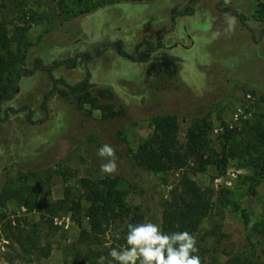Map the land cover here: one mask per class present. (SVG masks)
I'll use <instances>...</instances> for the list:
<instances>
[{
	"label": "rangeland",
	"instance_id": "1",
	"mask_svg": "<svg viewBox=\"0 0 264 264\" xmlns=\"http://www.w3.org/2000/svg\"><path fill=\"white\" fill-rule=\"evenodd\" d=\"M3 2L12 35L26 27L30 46L18 93L0 101V264H8V257L12 264H74L77 247L84 251L78 264H97L98 254L107 257L126 244L129 223L162 228L181 173H154L135 156L168 117L178 120L180 144L202 132L210 154L228 157L223 171L215 165L187 169L200 187L214 191L213 212L195 235L202 264L264 261V177L252 164L264 136V0H230L227 12L220 0H128L76 17L68 14L72 0ZM187 7L193 15L174 16ZM226 16L237 21L230 33ZM144 39L163 45L145 64L118 56L112 46L121 42L133 54ZM85 54L96 57L87 63L80 58L75 68L60 67L53 75L76 85L89 72L86 97L61 85L54 89L43 71L29 74L37 59L49 66ZM167 57L178 60L174 67L161 65ZM105 143L116 150L114 175L100 171L106 160L97 150ZM103 182L123 195L130 213L112 220L102 244L78 246L80 229L90 228L87 186L102 188ZM30 199L66 200L68 209L45 224L41 214H28ZM32 224L40 226L38 246L43 254L51 251L47 258L24 253L14 241Z\"/></svg>",
	"mask_w": 264,
	"mask_h": 264
},
{
	"label": "trees",
	"instance_id": "2",
	"mask_svg": "<svg viewBox=\"0 0 264 264\" xmlns=\"http://www.w3.org/2000/svg\"><path fill=\"white\" fill-rule=\"evenodd\" d=\"M121 1L128 0H99L98 4H93V6L90 4L91 0H72L71 3L74 8L69 9L68 14L71 17H76L78 14H87L96 7ZM3 3V0H0V101H8L18 93L19 89L15 84L17 78L21 76V69L26 61L30 40L24 36L27 31L26 27H17L14 36L12 35L10 14ZM219 5L223 6L225 12L229 11L227 5L224 4V0H220ZM193 13V8L187 7L179 14L175 13L174 16H191ZM238 17L241 20L244 19L243 16L238 15ZM112 46L118 56L140 64L150 62L152 54L163 47L162 44H155L148 39H144L136 47L133 54L126 52L121 42ZM93 57L94 55L90 54L78 55L76 58L67 61H57L49 66L44 65L41 60L37 59L34 70L30 71L29 74H33L38 70L43 71L48 74L54 83V89L61 85L74 96L86 97L92 88L90 83L91 74L89 72L86 78L76 85H70L62 79H56L53 72L60 67L75 68L78 64V59L82 58V61L87 63ZM177 62L176 58L167 57L161 62V65L169 69L174 67ZM153 68L157 69V66L154 65ZM82 103H84L83 100ZM46 108L45 102L44 109ZM178 130L179 125L176 117L161 119L158 123L157 132L140 147L135 160L138 165L154 173H181L178 184L171 191V200L165 205L162 230L166 233L188 231L193 235H197L202 230L204 220L213 212L214 191L200 187L190 178L187 169L192 164L201 166L215 165L218 171H223L228 165V157L210 154L208 141L202 132L189 134L188 141L185 144H180ZM259 151L260 154L252 160V164L264 177V136L262 147ZM102 185V188L99 186H87L88 193L85 196V201L89 204L87 217L90 228L80 229L78 246L102 244V239L106 236V229L112 220L117 217L121 218L125 213H130V210L125 211L126 206L123 204V195L108 182H103ZM104 190L107 191L105 192ZM81 208V202L77 203L76 210L78 214H80ZM117 208L120 209L119 215L115 214ZM26 209L28 214H41L44 223L48 224L53 223L56 218L60 217L61 213L68 209V202L59 200L53 204H46L45 201L39 202L37 199H30L26 203ZM30 230V232L22 230V233L14 234L16 244L21 247L24 253L28 254L33 251L40 253L46 258L49 257L51 251L43 254V250L38 246L40 226L32 224L30 225ZM8 239L13 241L11 238ZM76 252L74 264H78L84 255V251L80 247L76 248ZM262 254L264 257V246ZM98 256L100 257L101 254H98ZM1 259L2 257H0V262ZM4 259L8 264L13 263V260L9 257ZM82 263L84 264L85 262ZM228 264H264V261L234 260L228 262Z\"/></svg>",
	"mask_w": 264,
	"mask_h": 264
},
{
	"label": "clouds",
	"instance_id": "3",
	"mask_svg": "<svg viewBox=\"0 0 264 264\" xmlns=\"http://www.w3.org/2000/svg\"><path fill=\"white\" fill-rule=\"evenodd\" d=\"M230 4V0H224ZM225 32L234 31L237 23L233 16L225 17ZM220 32L213 33L218 38ZM97 155L106 160L100 165V171L106 175L118 172L115 148L105 143L97 150ZM126 244L119 249L111 248L108 256L101 255L97 264H202L197 247V237L188 231L166 233L161 225L143 222L127 225Z\"/></svg>",
	"mask_w": 264,
	"mask_h": 264
},
{
	"label": "water",
	"instance_id": "4",
	"mask_svg": "<svg viewBox=\"0 0 264 264\" xmlns=\"http://www.w3.org/2000/svg\"><path fill=\"white\" fill-rule=\"evenodd\" d=\"M102 45H103V44H100V45L98 46V48L101 47ZM94 57H96V55H95Z\"/></svg>",
	"mask_w": 264,
	"mask_h": 264
},
{
	"label": "flooded vegetation",
	"instance_id": "5",
	"mask_svg": "<svg viewBox=\"0 0 264 264\" xmlns=\"http://www.w3.org/2000/svg\"><path fill=\"white\" fill-rule=\"evenodd\" d=\"M24 73V72H23Z\"/></svg>",
	"mask_w": 264,
	"mask_h": 264
}]
</instances>
